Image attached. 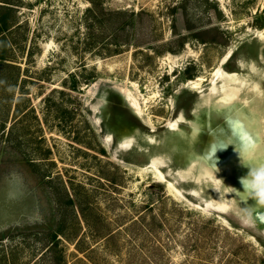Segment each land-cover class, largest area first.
Returning a JSON list of instances; mask_svg holds the SVG:
<instances>
[{
  "label": "rangeland",
  "instance_id": "rangeland-1",
  "mask_svg": "<svg viewBox=\"0 0 264 264\" xmlns=\"http://www.w3.org/2000/svg\"><path fill=\"white\" fill-rule=\"evenodd\" d=\"M3 1L25 81L0 121V264H264L261 120L208 103L226 75L264 90V0Z\"/></svg>",
  "mask_w": 264,
  "mask_h": 264
},
{
  "label": "bare ground",
  "instance_id": "bare-ground-1",
  "mask_svg": "<svg viewBox=\"0 0 264 264\" xmlns=\"http://www.w3.org/2000/svg\"><path fill=\"white\" fill-rule=\"evenodd\" d=\"M258 39L261 40V42H264V29L259 31V37H257ZM232 53L228 54L227 58L231 56ZM216 75L218 77H221L220 72H217ZM222 78V77H221ZM241 78V77H240ZM239 78V76L236 75H226L222 78L224 85H226V89H224V92L221 93L219 96L215 97V98H211L210 100H208V103L210 102L211 105H214L217 108H227L235 103H242L245 107L247 106L250 107L249 109H252V113L254 114L255 118H260L261 121H259L260 123L258 124V128H257V134L260 137V135L262 137H264V90L261 91L258 86H256V84H254V86H243L241 83V79ZM219 79V78H218ZM117 87H115V90L122 95L125 98V94H127L128 98H127V102L130 101V109L131 111L136 115L139 116L140 118H142L143 120H146L144 118V114L141 110V107H138V103H136V101L134 100V98H132V96L129 94V90L125 89L123 91V87H121L120 85H116ZM189 88L191 90H196L197 89V83L195 82H190L189 83ZM122 91V92H121ZM124 92V94H123ZM261 104L263 105V107L261 106ZM262 107V108H261ZM94 112H97V110L95 109ZM138 117V118H139ZM99 123L100 121L97 120V124L95 122H93V127L97 128L98 131H100L99 129ZM174 126V125H173ZM260 128V129H259ZM258 137V138H259ZM247 138V139H245ZM260 139V138H259ZM240 140H241V145L238 146L237 148H234L232 150V152L229 155L228 158H224L223 160H227L229 158H234L235 156H238L242 153V151L245 150L246 145H250L253 142V139L251 137L248 138L244 137V136H240ZM247 140V144L245 145V141ZM131 144V142H128V145ZM244 144V145H243ZM127 145V144H126ZM105 146L108 147V143H105ZM105 147V148H106ZM222 162V161H221ZM204 163H202L201 161H196V160H192L191 163L187 166V168L189 170L192 169H196L198 170V178H203L202 180H209V179H215V177L212 175L214 173L209 174L208 171L206 170V168L204 167V165H202ZM123 166L129 167L128 165H125V163H123ZM161 166H165V163ZM132 168V167H131ZM221 169L223 170V168L221 167ZM145 171H149V172H154L155 175L157 177H159V181L163 182V183H167L165 176L162 174V172L160 171L159 168L155 167V166H151L148 165V167L145 169ZM158 172L160 173V175L162 174V176H160L158 174ZM226 172H229V170H227ZM177 173H179V171H177ZM180 174V173H179ZM168 184V183H167ZM167 187L169 188L171 194L179 199L180 197V193L177 192L174 188V186L172 185H167Z\"/></svg>",
  "mask_w": 264,
  "mask_h": 264
},
{
  "label": "trees",
  "instance_id": "trees-1",
  "mask_svg": "<svg viewBox=\"0 0 264 264\" xmlns=\"http://www.w3.org/2000/svg\"><path fill=\"white\" fill-rule=\"evenodd\" d=\"M0 91L6 93V97L0 96L3 101L0 104V121L2 122L1 129L5 133L8 119L10 117L9 108L15 101L16 90L19 84L24 82L22 78L21 66L14 60V45L10 35L14 33V29L20 26L19 22L9 21L2 15V11L7 10L13 14L14 7L10 2L0 0ZM7 3V4H6ZM15 15V14H14ZM9 33V34H8ZM19 102L21 98H18ZM18 104V101H17ZM13 127L9 128L8 134H11Z\"/></svg>",
  "mask_w": 264,
  "mask_h": 264
},
{
  "label": "water",
  "instance_id": "water-1",
  "mask_svg": "<svg viewBox=\"0 0 264 264\" xmlns=\"http://www.w3.org/2000/svg\"><path fill=\"white\" fill-rule=\"evenodd\" d=\"M121 96H122V95H121ZM122 97H123V96H122ZM123 98H124V97H123ZM124 99L127 100V98H124ZM95 109L98 111L97 107H94V108H93V110H95ZM96 124H97V122H96ZM141 171H142V170H141ZM185 174H186V173H185ZM183 176L185 177V175H183Z\"/></svg>",
  "mask_w": 264,
  "mask_h": 264
},
{
  "label": "snow or ice",
  "instance_id": "snow-or-ice-1",
  "mask_svg": "<svg viewBox=\"0 0 264 264\" xmlns=\"http://www.w3.org/2000/svg\"><path fill=\"white\" fill-rule=\"evenodd\" d=\"M261 194H264V189H262Z\"/></svg>",
  "mask_w": 264,
  "mask_h": 264
},
{
  "label": "clouds",
  "instance_id": "clouds-1",
  "mask_svg": "<svg viewBox=\"0 0 264 264\" xmlns=\"http://www.w3.org/2000/svg\"><path fill=\"white\" fill-rule=\"evenodd\" d=\"M261 195H264V194H261Z\"/></svg>",
  "mask_w": 264,
  "mask_h": 264
}]
</instances>
